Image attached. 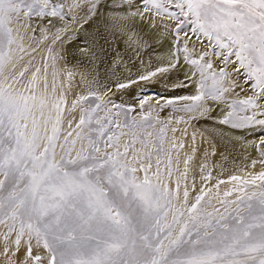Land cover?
Returning a JSON list of instances; mask_svg holds the SVG:
<instances>
[{
	"label": "snow or ice",
	"instance_id": "snow-or-ice-1",
	"mask_svg": "<svg viewBox=\"0 0 264 264\" xmlns=\"http://www.w3.org/2000/svg\"><path fill=\"white\" fill-rule=\"evenodd\" d=\"M77 10L84 12L78 30L95 26L94 40L107 43L105 32L119 33L137 53L149 49L133 27L138 18L159 29L156 43L169 42L164 63L137 80L117 81V88L183 70L178 86L192 92L160 106L187 114L177 124L211 120L214 128H264V0H73L67 12L60 0H0L3 254L17 257L11 264H264V170L216 179L213 149L198 166L200 187L195 175L189 185L198 149L184 155L181 170L182 140L174 137L165 154L167 128L157 131L150 112L139 121L121 120L123 105L93 88L72 102L79 118L68 120L65 131L60 73L53 64L50 85L47 59L31 71L30 61L20 63L27 53L13 25L33 17L65 21L55 45L78 23ZM150 99L140 98L139 107ZM251 146L260 157L252 167L264 166V139ZM225 183L232 187L221 195Z\"/></svg>",
	"mask_w": 264,
	"mask_h": 264
},
{
	"label": "bare ground",
	"instance_id": "bare-ground-1",
	"mask_svg": "<svg viewBox=\"0 0 264 264\" xmlns=\"http://www.w3.org/2000/svg\"><path fill=\"white\" fill-rule=\"evenodd\" d=\"M70 1L71 0H60V2L64 3L65 6H67ZM79 24L77 26L78 29ZM64 25L65 21H60L58 18H52L51 24H49L46 19L41 21V28L43 30L42 32L48 35L50 40L53 39L57 28H63ZM85 27L87 31L85 32L78 30L76 34L77 39L70 41L68 45L64 47V49L61 47L62 45L56 47L57 52L61 54L59 57V66L62 69H75L73 72L74 80L70 88L65 84L57 87L58 91H63L68 102L73 99L80 88H92L96 81H101L103 83L111 81L110 85H112L114 84L113 82H116V79L121 80L129 73H134L135 76L140 75L146 71H149L151 68L154 69L158 65L156 64L157 62L159 64L165 62L164 57H166V53L170 47V44L163 38H161V43H156V38L159 37V29H152L149 26V28L144 26L140 27V24L137 22V20L133 24L135 30L141 36L147 39L149 44H151V48L143 49L142 53L148 50L147 52L151 51L152 55L140 56L139 53H137L135 46L128 47L126 45L125 41L127 37L122 36L119 33H117L116 36H112L105 32L104 35L107 38V43H105L104 40H100L98 37L95 40L93 39V28L95 26H93V28H88L87 26ZM64 35H66V33H62V36ZM35 43L36 42H34V44ZM101 45H103V47H101ZM42 47L38 48V50L33 54L30 60L31 63L29 64L30 71L42 63V60L45 56L47 42L42 44ZM20 63L22 65L28 64V61L23 59V61ZM173 74L174 76H172ZM27 75L28 74H26V76ZM183 79V70L180 72L174 71L170 74V77H167L165 82L167 85H179L180 81ZM108 85L109 84L106 86ZM152 86L154 85L142 84L141 87L148 88ZM192 90V87L189 86L187 88H183L182 92H192ZM169 94V92L165 91L163 96L167 97ZM124 96L129 100L131 99V101L135 100V97L131 92L125 93ZM128 99L125 100L129 101ZM213 115L219 116V109H217ZM185 116H187V114H185ZM214 124V121H205L206 129L199 128L195 126V124H192L191 127L187 129V135L182 133L180 134L179 139L186 144V149L189 152L191 151L192 147H196L198 149L197 157L201 159L203 158V153L205 151L211 152L213 149L217 151L219 156H221L223 159V165L226 167L221 171L223 177L228 178L232 175H245L246 173L250 172H260L264 166H261L259 163H257L254 168L252 167V160L258 157L255 154L256 149L251 146V142H256L258 140L259 134L255 132L251 133L249 129L248 133H244L247 129L233 130L227 126L220 125H215L214 128ZM216 128H220L222 131H216ZM193 133L196 135L195 144H193L192 141ZM243 135L245 137H243ZM212 157L213 156H211L209 160H211ZM229 184L230 183L223 184L222 188L226 189L225 187H229ZM2 231L3 230L1 228L0 264H11L12 261L17 260V257L10 254L5 256L3 254L5 245L1 239ZM19 255L20 257L23 256V250H21Z\"/></svg>",
	"mask_w": 264,
	"mask_h": 264
},
{
	"label": "rangeland",
	"instance_id": "rangeland-1",
	"mask_svg": "<svg viewBox=\"0 0 264 264\" xmlns=\"http://www.w3.org/2000/svg\"><path fill=\"white\" fill-rule=\"evenodd\" d=\"M73 0H71L68 5L72 4ZM68 5L65 6V12L68 11ZM77 17H78V23L77 24H70L68 26L69 30L66 33V35L62 36V39L57 41L55 45H53L51 43L52 40L49 39L48 35H46L45 33H43L42 28H41V19H38L36 17H33L31 22H29L28 20H21L18 23H14V27L19 28L20 29V34L24 37V47L26 50V55H24V60L29 61L31 60L33 54L38 50V48L42 47V44H44L45 42H47V47L45 50V56L44 59L42 60V63L39 65V67L43 68V64L45 59H47V62L49 64V83L51 85V81H52V66L54 64V67L59 71L60 75L57 78V87L65 84L67 87L70 88V86L72 85V82L74 80V76L72 75L71 79H68L67 77V73L71 72L73 74L74 70L73 68H69V69H62L59 66V57L61 56L60 53L57 52L56 47L57 46H61L66 47L68 45V43L72 40H76L77 39V31H78V24L80 22H82V20H80L79 18L82 17L84 15L83 10H77ZM71 17V13L69 14V18ZM137 22L140 24V27H148V23L145 20L144 22L139 21V19L137 18ZM30 24V27L28 26ZM49 27V26H48ZM149 28V27H148ZM49 29V28H48ZM73 29H76V31H73ZM47 36V39H45L44 37ZM34 42H36L34 44ZM44 48V47H42ZM52 48V52L51 54L49 53L48 49ZM33 49H35V51H33ZM113 49V47H112ZM146 50L144 53H142V50L139 51V55L140 56H146L152 55V52ZM52 56H55V61L53 62V60L51 59ZM156 64H159L158 62ZM155 65V64H152ZM153 70L152 68L149 69V71ZM129 73L128 75H125L123 77V79H116L115 81H127L129 79L132 80H137L139 75H136L134 73ZM174 76V74L172 75ZM135 77V78H134ZM128 78V79H127ZM167 79V76H163V75H158L156 78H153L150 81H140L138 82L136 85H131L129 88L127 89H119L116 87V82H113L114 84L110 85L111 81H107L105 83L101 82V81H96L95 85L92 86V88L97 92V94L99 95H107V97L113 101L114 103L118 104V105H123L124 109H125V114H122L120 116L121 120H124L125 118L130 119V120H135V121H139L141 119V116L147 113H151V116L153 118L154 121H158L155 123V129L158 131L161 128L166 127L167 128V137L164 143V150H165V154H167V152L170 150V145L171 142L173 140V138L175 137L176 139H179L180 134L184 133L185 128H190L192 124H195V126L199 127V128H205V120H199V121H191L189 124L185 125L183 123L181 124H177L176 120L179 117H184L185 119H187V116H185L186 113L184 112H178L176 110H174L171 107H164L161 108L160 106L163 105L165 103L166 99H171L175 96L178 95H186V94H190L191 92H182L181 87H179L177 85V87L173 88V85H167L165 80ZM107 84H109L108 86H106ZM142 84L148 85H154L152 87H141ZM99 86V87H98ZM139 86V87H138ZM133 89H132V88ZM135 87V88H134ZM159 87V88H158ZM139 88V89H138ZM141 88V89H140ZM139 90V91H138ZM88 91V88H80V90L78 91V93L73 97V99L71 101H67V110L65 111V131H68L67 128V121L71 120L73 117H75L76 119L79 118V109H77L75 112L71 111V105L72 102L77 99L79 96L86 94V92ZM138 91V92H137ZM166 92H169V96L165 97L163 96V94ZM237 91H239V89H237ZM131 92L132 95H134L135 100L131 101V99L129 100L127 97H125V93ZM250 94V93H249ZM243 95V93H241V96ZM124 98V99H123ZM140 98H151L150 101L148 103L145 104L144 108L141 109L139 107V100ZM128 99L129 101L125 100ZM157 100H159V104H157ZM127 101V102H126ZM85 107L87 105H84ZM130 109V110H129ZM171 121V122H169ZM183 126V127H182ZM173 128H177L179 129L177 132L173 133L172 129ZM147 131L151 132L153 131L152 128L147 129ZM249 131H251V133L255 132L258 135V140L256 142L259 141V139H264V128H261L259 126H256L252 129H249ZM244 133H248V129L244 132ZM243 137H245L243 135ZM128 139H130V137H127ZM153 138H149L150 142ZM137 148H141V144L139 142L136 143L135 145ZM59 153V149L57 150ZM191 152V151H190ZM187 149H186V144H185V149L181 152V164H180V169L183 170V157L185 154L190 153ZM215 155L211 158V160H209V164L212 167V172L214 177H216V179H222V180H228V178L223 177L222 175V170L225 169L226 167L223 165V159L221 156H219L218 152L215 151ZM256 156L258 158H255L256 160H258L259 157V153L256 150ZM198 156V152L196 155V160L193 163V171L189 174V185H191V180H192V176L195 175L196 176V184H197V188L200 187V173H199V164L201 162V158L197 157ZM262 170H264V167L262 168ZM221 172V173H220ZM176 173H174L175 176ZM216 179H214L212 181L213 184L216 183ZM223 185V184H222ZM222 185H220V193L222 195V193L226 190H228L229 188L232 187V185L229 184V187H225L226 189L222 188ZM183 192V185L181 186V194ZM216 192L215 188H212V194L214 195ZM196 193H192V195H195ZM213 206L214 207H220L219 204H217L215 202V200H213ZM212 209L209 208V211H211ZM221 211H223V209L221 208ZM2 228V234H1V239L3 240L2 236L3 233L6 231V228L2 225H0V229ZM14 239V237H13ZM3 243L5 245V242L3 240ZM8 246L11 249L12 248V244H11V240L8 242ZM10 255H12V251L9 252ZM2 264V263H1Z\"/></svg>",
	"mask_w": 264,
	"mask_h": 264
}]
</instances>
